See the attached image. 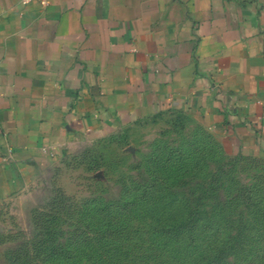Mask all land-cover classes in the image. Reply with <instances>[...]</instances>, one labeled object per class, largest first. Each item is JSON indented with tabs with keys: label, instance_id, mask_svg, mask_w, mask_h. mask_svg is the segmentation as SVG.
<instances>
[{
	"label": "crops",
	"instance_id": "1",
	"mask_svg": "<svg viewBox=\"0 0 264 264\" xmlns=\"http://www.w3.org/2000/svg\"><path fill=\"white\" fill-rule=\"evenodd\" d=\"M191 127L264 157V0H0L7 214L62 183L72 156L88 167Z\"/></svg>",
	"mask_w": 264,
	"mask_h": 264
},
{
	"label": "rangeland",
	"instance_id": "2",
	"mask_svg": "<svg viewBox=\"0 0 264 264\" xmlns=\"http://www.w3.org/2000/svg\"><path fill=\"white\" fill-rule=\"evenodd\" d=\"M166 139L72 156L26 215L0 208V264H264V157L197 127Z\"/></svg>",
	"mask_w": 264,
	"mask_h": 264
},
{
	"label": "trees",
	"instance_id": "3",
	"mask_svg": "<svg viewBox=\"0 0 264 264\" xmlns=\"http://www.w3.org/2000/svg\"><path fill=\"white\" fill-rule=\"evenodd\" d=\"M158 147H159V146H158ZM158 147H156V148L152 151V153L155 152V151H157ZM169 152H170V149H169Z\"/></svg>",
	"mask_w": 264,
	"mask_h": 264
},
{
	"label": "built area",
	"instance_id": "4",
	"mask_svg": "<svg viewBox=\"0 0 264 264\" xmlns=\"http://www.w3.org/2000/svg\"><path fill=\"white\" fill-rule=\"evenodd\" d=\"M24 1H27V0H24Z\"/></svg>",
	"mask_w": 264,
	"mask_h": 264
}]
</instances>
